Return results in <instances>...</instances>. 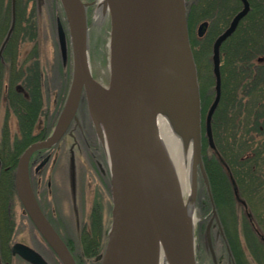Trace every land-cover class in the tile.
Here are the masks:
<instances>
[{
	"label": "water",
	"instance_id": "1",
	"mask_svg": "<svg viewBox=\"0 0 264 264\" xmlns=\"http://www.w3.org/2000/svg\"><path fill=\"white\" fill-rule=\"evenodd\" d=\"M105 1L110 26L107 43L109 80L107 87H103L92 77L89 79L104 92L103 126L112 191L111 223L107 242L103 254L97 258L100 259V264H153L154 241L158 239L166 248L172 264H195L192 228L188 219L182 212H171L161 199V158L157 153L155 125L157 113L164 106H168L180 123H185L186 126L197 123L198 131L200 129L199 86L189 42L186 2ZM14 2L15 0H11L12 21L0 47V58L14 28ZM240 2L241 9L234 14L212 44L214 97L204 117L205 135L210 147L213 146L211 119L221 93L220 46L233 34L249 11L248 1ZM60 3L71 47L73 69L70 89L74 86L75 99L67 119L60 122L64 105L51 135L43 141L31 144L20 155L16 167V181L18 174L26 173L28 176L30 154L36 149L51 146L64 133L75 118L83 91L88 98L89 80L86 78L85 67L88 49L86 8L90 3L82 0H60ZM206 27V23L198 27V36L204 34ZM56 35L60 58L65 63L68 58L67 37L60 19L56 20ZM195 154L206 193L212 203L201 160L199 138ZM27 187L31 207L27 206L21 196L20 198L38 230L54 248L62 264H75L62 241L43 217L28 180ZM212 216L217 219L214 209ZM49 236L55 238L66 250L71 260L67 259L60 245L56 241V244L53 243ZM17 247L19 246H15ZM17 250L31 261L38 259L26 247Z\"/></svg>",
	"mask_w": 264,
	"mask_h": 264
},
{
	"label": "trees",
	"instance_id": "2",
	"mask_svg": "<svg viewBox=\"0 0 264 264\" xmlns=\"http://www.w3.org/2000/svg\"><path fill=\"white\" fill-rule=\"evenodd\" d=\"M247 1L248 13L220 48L221 95L211 119L214 144L209 154L204 135V115L214 96V78L209 59L211 44L240 10L241 2L185 0L189 41L197 69L201 102V160L211 198L223 227L231 263L250 264L244 255L246 250H250V254L264 264V66L258 62L259 57H264V0ZM2 19L4 15L0 17V42L6 31V23ZM204 21L208 23L207 30L202 37H198L194 27ZM18 27L16 24L2 57L12 49ZM18 72L25 76L21 77L18 73L14 77L12 74L5 94L9 109L18 118L23 133L27 134L34 129L38 119L46 115L39 81L41 70L38 63H33ZM59 109L53 115H46L45 126L47 123L48 128L52 127ZM1 150V168H7L5 175L10 181L15 166L13 150L6 143ZM242 199L248 212L243 214L241 223H237L240 217L233 208ZM229 219L233 221L231 226L227 223ZM238 224L245 248L241 246L243 241L236 230Z\"/></svg>",
	"mask_w": 264,
	"mask_h": 264
},
{
	"label": "flooded vegetation",
	"instance_id": "3",
	"mask_svg": "<svg viewBox=\"0 0 264 264\" xmlns=\"http://www.w3.org/2000/svg\"><path fill=\"white\" fill-rule=\"evenodd\" d=\"M55 125L48 128L40 123L27 134L18 125V132L11 138L15 166L10 181L5 175L7 168H1L0 161V264H62L24 207L16 184L20 155L31 144L49 137ZM75 125L78 124L69 123L51 146L30 154L28 181L43 217L75 264H100L97 257L104 252L111 223L110 167L100 137H84V146L79 145L72 131ZM83 170L84 179L79 177ZM16 207H20L26 220L25 228L15 225ZM15 246L28 248L38 259L25 258Z\"/></svg>",
	"mask_w": 264,
	"mask_h": 264
},
{
	"label": "rangeland",
	"instance_id": "4",
	"mask_svg": "<svg viewBox=\"0 0 264 264\" xmlns=\"http://www.w3.org/2000/svg\"><path fill=\"white\" fill-rule=\"evenodd\" d=\"M82 1L90 3V5L86 8L87 26L89 28V41L87 49V54L90 61L89 70L91 67V75L95 79V81H97L103 87H107L109 80V51L107 46L110 29L109 13L106 10V12L100 16L102 23L99 26L93 28L92 20L94 19V15L96 12V0ZM14 8V27L16 24L19 25V27L13 40L12 49L8 50L5 53V56L2 57L4 48L6 46L5 44L1 52L0 58V63L2 64L0 65V151L4 150H1V148L2 145H4L5 143L11 148L12 135L15 133V131L18 132V118L12 112V110L9 109L5 94L9 86L10 78L13 76L12 74H14V77H16L19 73V69L24 68L26 66L28 67L33 63H38L41 70V76L39 78V81L41 82L42 87L41 93L43 101V112H46V115L48 116L49 114L54 113L55 110L60 108L59 112L54 117V119L56 120L55 123L57 122L59 114L65 105L72 80L73 65L69 40H67L68 59L64 64L61 62L57 43L56 20L60 19L61 22L63 21L65 23V17L60 0H17V3L15 4ZM11 9V0H0V13H2L0 14V17L4 15V19L2 20L6 23V31L3 36V39L0 42V47L11 25ZM200 24L195 25V32H197V29ZM5 58H7L8 60ZM209 59L211 64V51L209 54ZM258 62H261L264 66V60ZM20 76L24 77L25 74L22 75L21 73ZM21 79L22 78H20L19 80ZM46 115H43L41 118L38 119V122L36 123L37 127L35 126L36 129L38 128L40 123H42L43 125V122L47 117ZM172 121L173 129H175L174 134L177 137H181V123H177V120L173 119V117ZM259 122H262V120H260ZM71 123L78 124L75 125V127H72V131L74 133L76 142L79 145L84 146V137L96 138L97 135L100 137L97 125L93 119L88 102L84 96L80 101L76 116L71 121ZM53 124L54 123H52V125ZM198 133L201 155L203 138L201 125ZM88 140L92 141L91 139ZM102 146L104 148L103 150H105L103 143ZM206 150L207 153L210 154L212 148L208 145ZM81 173L79 177H81L82 175L84 179V170L83 173ZM93 185L94 184L92 183L91 186ZM93 190H95V188ZM242 201L244 204H242L241 202H237L235 203L233 208L234 213H237L240 217L237 219V223H241V218H243V214L248 212L245 200L242 199ZM192 204L196 218V222L192 226L195 264H232L231 253L229 252L226 244L222 224L219 220L213 200L211 203L208 194L206 193V188L201 173L199 171L198 164H196V171L194 175ZM213 209L216 212L217 219L212 216ZM15 212L18 221L17 224H15L16 227L25 228L26 220L24 219L20 207H16ZM230 220L231 219H229V221ZM229 221L227 223L231 226L233 221ZM109 227L110 222L108 224L107 229H109ZM257 228L261 231L259 225L257 226ZM236 230L239 234L240 239L242 240V235L238 231L241 230L240 224L236 226ZM243 245H245L244 241L241 243V246ZM243 248L245 247L243 246ZM250 253H252L250 250H246L244 252L245 259L250 264H262L258 262L257 259Z\"/></svg>",
	"mask_w": 264,
	"mask_h": 264
},
{
	"label": "bare ground",
	"instance_id": "5",
	"mask_svg": "<svg viewBox=\"0 0 264 264\" xmlns=\"http://www.w3.org/2000/svg\"><path fill=\"white\" fill-rule=\"evenodd\" d=\"M107 10L105 0H96V12L94 19L92 20V27L99 26L102 22L100 16ZM89 30V28H88ZM89 39V32H88ZM89 57L87 54L85 67H86V78L89 80L91 75V67L89 70ZM69 96L66 101L65 107L62 111L60 122L63 123L70 114L74 99H75V88L71 86L69 89ZM82 95L86 97L84 91ZM87 102L91 108L93 119L97 125L99 135L103 145L106 148V138L103 126V100L104 92L98 86L90 82L87 83ZM170 107L164 106L160 112L157 113L155 118V125L157 128V153L161 158V166L159 167V178L161 180L163 191L161 199L171 212L184 213L188 219L190 226L196 222L195 213L193 209V189H194V175L196 171L197 157L195 154V146L198 144V126L195 123L193 126L184 125L181 123V137H177L173 129L172 113L169 110ZM175 115L173 116V119ZM179 122L178 118L176 119ZM28 176L26 173L17 175V188L18 192L23 201L30 208V196L27 187ZM161 187V185L159 184ZM159 191V192H161ZM182 212V213H181ZM49 239L55 243V238L49 236ZM57 242V241H56ZM56 244V243H55ZM58 245H60L57 242ZM61 250L70 259V256L66 250L60 245ZM153 264H172L170 257L164 247L163 243L156 239L154 241V256Z\"/></svg>",
	"mask_w": 264,
	"mask_h": 264
}]
</instances>
